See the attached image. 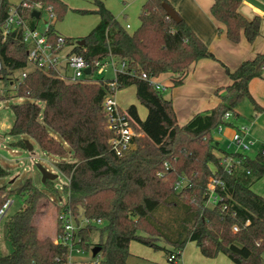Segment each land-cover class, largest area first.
Returning <instances> with one entry per match:
<instances>
[{
  "label": "trees",
  "instance_id": "1",
  "mask_svg": "<svg viewBox=\"0 0 264 264\" xmlns=\"http://www.w3.org/2000/svg\"><path fill=\"white\" fill-rule=\"evenodd\" d=\"M27 1L39 3L41 9L50 7L54 23L67 12V6L59 0ZM163 3L167 1L145 0L138 16L140 26L129 34L103 3L94 0L97 25L76 42L65 38L68 44L74 42L72 52L89 64L108 56L129 62L134 75L117 73L118 91L135 86L136 98L147 110L146 118L140 120L134 105L126 109L134 132L139 134L133 139L131 151L122 158L110 152L111 135L105 129L101 107V80L70 84L38 69L17 81L14 97L31 102L9 105L13 121L7 134L28 137L56 157L68 152L72 155L73 162H58L55 168L68 179L63 187L67 198L64 208L75 217L103 221L99 227L89 225L78 231L82 251L100 248L92 257L94 264H130L128 247L133 241L164 251L169 264L180 259L188 242H194L205 258L223 254L234 264H264V198L251 190L264 174V157L258 154L253 160L246 158L244 171L227 174L213 153L226 152L220 151L211 138V131L223 123V115H235V107L243 100H249L255 111H263L251 98L248 84L262 77L264 53L245 60L234 71L225 68L230 83L215 91L217 106L178 126L171 101L140 74L157 78L168 73L171 86L177 87L193 63L216 59L183 19L175 23L166 17ZM240 4L241 0H213L210 13L225 26L228 40L236 43L242 33L251 43L259 35L260 18L243 17L238 11ZM10 8L8 0H0V80L10 79L26 67L22 29L2 35ZM25 17L30 29L39 21L31 15ZM48 35L54 42L53 25ZM24 145L20 140L13 147ZM6 176L8 172L0 166V178ZM211 176L225 183V191H218L225 195L226 211L221 205L204 207L206 183ZM182 179L184 187L176 191ZM51 184L46 181L43 185L53 191ZM11 195L20 196L23 205L4 224L2 236L11 252L0 255V264H69L67 247L40 236L32 223L38 201L45 196L42 190L30 178L14 190L1 186L0 209ZM61 211L58 206L57 214ZM179 215L182 225L177 220ZM60 224L57 220L56 235H61ZM165 225L178 226L174 237L167 235ZM233 226H237V232L232 231ZM94 233L97 242L93 244ZM161 240L173 249L161 246ZM171 255L174 260H169Z\"/></svg>",
  "mask_w": 264,
  "mask_h": 264
},
{
  "label": "crops",
  "instance_id": "2",
  "mask_svg": "<svg viewBox=\"0 0 264 264\" xmlns=\"http://www.w3.org/2000/svg\"><path fill=\"white\" fill-rule=\"evenodd\" d=\"M8 1L11 7H15L22 0ZM59 1L67 6V12L65 13L63 19L71 17L70 11H74L73 8L76 9L75 11L84 15L82 18H78L84 21L86 32H90L99 22V17L93 13L96 10L93 2H91V5H89L88 3L78 4L77 2H74V0ZM103 1V5L112 13L117 22L129 34H132L140 26L138 16L145 0H120L122 6L119 9L112 4L113 0ZM166 1L175 10L179 17L183 19V21L190 27L194 34L204 43V45L216 59H201L193 63L186 70L181 85L177 87L171 86V75L168 73L161 74L156 78V81L165 88L164 92L167 93V95L164 96V98L171 101L177 125L183 126L196 114L210 111L217 106L219 99L215 96V91L226 87L230 83L229 78L225 73V68H227L229 71H234L245 60H250L257 54L264 53V0H241V4L238 8L239 13L249 20L256 16L261 19L259 35L251 43L246 41L242 33L240 34L239 40L236 43L228 40L226 37L225 26L214 19L210 13V7L213 4V0ZM123 15L126 19L123 17ZM128 20H130V23L127 22ZM61 21H56L53 24V30L56 35H61L66 39H72V41L75 42L82 38H72L78 37L80 34H78L76 31H72L71 29L64 30V28L59 24ZM72 45H74V42L68 47L64 48L62 54L72 52ZM15 73L20 75V71L14 72V74ZM110 73H112V76L105 74L104 79H114L116 76L115 73L112 71H110ZM13 83L14 82L12 81L9 82V87L11 88L9 89V96L11 98L15 95L17 81L14 83L15 85H13ZM127 88H131L133 94L136 95L135 86H129ZM248 92L253 101L260 108H262L263 111H255L250 101L246 99L239 103L235 107L234 111L238 123L251 124L252 138L258 141V144L254 147L253 151L248 154L249 159L253 160L257 155L256 153L259 150L260 143L264 141V70L261 78H255L249 82ZM17 100H23V98H17ZM130 105H128L127 108ZM127 108H125V110ZM136 111L140 120H144L146 118V109L144 111V117L139 115L137 107ZM10 126L11 124L4 125L3 123H0V129L4 128L7 133L10 129ZM231 134V129H226L223 131V133L219 136L220 140L217 142L218 148H220V143L225 145L228 144L227 141ZM8 138L14 137L9 136ZM217 153L219 155L220 152ZM68 154L70 155L69 152ZM0 166L2 165L0 164ZM7 190L10 189L7 188ZM251 190L255 194L264 198V174L259 180L252 184ZM38 205L40 204L38 203ZM32 223L37 227L40 236L48 237L50 239L54 237V233L48 234L46 232H42L40 223L36 222L35 215L33 217ZM133 242H130L128 247V252L130 254L129 258L127 259L128 263L169 264L164 251H154L137 242ZM193 243L194 242L186 243L181 253L180 259L174 264H234L223 254H218L214 258L203 257L197 247L196 249H189V244ZM133 244H137L139 247ZM262 257L264 259L263 254Z\"/></svg>",
  "mask_w": 264,
  "mask_h": 264
},
{
  "label": "built area",
  "instance_id": "3",
  "mask_svg": "<svg viewBox=\"0 0 264 264\" xmlns=\"http://www.w3.org/2000/svg\"><path fill=\"white\" fill-rule=\"evenodd\" d=\"M38 12L39 17L45 15V27L42 30L37 28V25L30 29L27 24L25 16L31 15L32 12ZM55 15L50 7L41 9L39 3L28 2L22 0L15 7H11L8 12V17L2 26L3 37L13 31L22 29V44L26 47V67L20 71L19 80L25 78L29 71L38 69L52 75L59 80L74 84V83H97L101 80L104 83V95L101 103L102 111L104 114L105 129L111 135L108 140L110 152L117 158H122L125 153L134 148L133 139L139 134H136L131 126V119L126 110H121L115 100V94L118 91L116 78L112 80L104 79L107 71L115 73H125L134 75V71L129 68V62L125 59H118L116 57L108 56L103 59L93 60L90 64L77 53L62 54L64 48L68 47L65 37L56 35L54 42L49 38V31L53 25ZM74 47V45H72ZM30 70H28L29 68ZM3 68L0 59V71ZM89 69L90 73L85 74V70ZM28 70V71H27ZM97 79H92V77ZM140 78L147 81L155 90L164 92L165 88L156 81L154 77H148L145 73L140 74ZM1 93V90H0ZM234 118V119H233ZM233 119V120H232ZM232 120L231 122H229ZM223 123L218 125L216 133L220 135L226 129H231L232 134L227 141V146H233L236 149L235 153H219L220 165L223 167L224 172L233 174L237 170L244 171V161L251 153L254 147L258 144L257 140L252 138V126L250 123H238L236 116L231 112H226L222 118ZM234 122L235 124H233ZM264 157V141L260 143L259 150L256 153ZM246 175L249 171L246 170ZM183 180V179H182ZM181 181V180H180ZM181 182H178L175 189H178ZM184 185L181 186V189ZM225 191V183L222 180L211 176L206 183L205 202L204 207L215 208L221 205L222 211L228 209V205L224 202L225 195L219 193ZM67 199V198H66ZM9 199L0 209V221L6 214V210L10 205ZM65 202L62 206V211L58 214L57 220L61 223V235H56L53 239L54 243H59L69 248H75L76 252H81L79 246L78 231L86 226H101V220H87L80 216L75 217L71 211L64 208ZM234 215V213L232 214ZM248 222L246 223V225ZM233 232H237V226L232 227ZM68 258V254H67ZM173 255L169 260H174ZM70 264L71 262L68 261Z\"/></svg>",
  "mask_w": 264,
  "mask_h": 264
},
{
  "label": "rangeland",
  "instance_id": "4",
  "mask_svg": "<svg viewBox=\"0 0 264 264\" xmlns=\"http://www.w3.org/2000/svg\"><path fill=\"white\" fill-rule=\"evenodd\" d=\"M11 1H16V0H11ZM99 1L104 4L103 0H99ZM74 2H77L78 4L88 3L89 5H91V2H94V0H74ZM112 4L118 9L122 6L120 0H113ZM73 9L74 11L73 10L70 11L71 17H68L66 19L64 18L62 21L60 20L61 22L59 24L64 28V30L71 29L72 31H76L78 34H80L78 37H72V38H79V37L83 38L89 34L88 33L89 31L87 32L85 31L86 29L85 23L83 20L79 19L78 17L82 18L84 17V15L75 11L76 10L75 8ZM44 19L45 16L42 15V17L39 19L37 23V28L39 30H42L45 27ZM127 22L130 23V20H128ZM260 24H261V19H260ZM28 70H30V68ZM106 74L108 76H112L110 70L107 71ZM19 77L20 75L18 73L15 74L13 73L12 76L9 77L10 79L0 81V90H1L0 123H3L4 125H10L12 124L13 121V113L9 105H18L21 103L31 102V100L27 98H23V100H17L16 97L9 98L10 97L9 89H11L9 87V82L12 81L15 83L16 81H18ZM92 79H97V78L93 76ZM14 83L13 85H15ZM161 94L163 97L167 95V93L165 92H162ZM116 100H117V105L121 110H125V108H127V106L131 104L136 106L139 115L141 117H144L145 108L139 103V101L136 98V95L133 94L131 88H125L117 91ZM232 120H230L229 122H231ZM232 123L235 124L234 122ZM219 136L220 134L216 133L215 130L211 131V138L215 142H218V140H220ZM8 137L9 135L7 134V131L4 128L0 129V164L3 166L1 167L8 172V176L0 178V185H3L5 187L7 186L6 189L9 188L10 190H14L22 186L25 179L30 178L32 180L33 185L41 189L42 192L45 194V196L38 201L40 205L37 204L38 207L36 208V212H35L36 222L40 223L42 232L44 233L46 232L48 234L54 233V237H55L56 232L54 230L56 229L57 216H58L57 207L62 206V204L66 200V195L63 192V187L68 184L67 177L61 175L56 170L55 164L63 161L71 162L73 161V157L72 155L69 154H65L62 158L54 157L53 155H50L42 151L33 140L25 136H17V137L10 136L14 138H8ZM20 140H22L23 142L28 141L29 145H31L32 147V150L28 151V148L25 145L24 148L13 147L14 142L16 143L17 141ZM220 150L230 154L236 152V149L233 146L228 147L227 144L225 145L223 143H220ZM213 153L215 154V156L219 157L216 151H214ZM38 165L43 169H45L50 174H54V175L58 174L57 178L51 181L52 183L51 186L53 191L48 188H45L43 183L41 182L42 175L40 174V171L37 167ZM180 182L181 185L178 189H176V191H180L181 186L185 184L184 180H181ZM9 201H11V203L6 210V214L2 217L0 221V255H7L11 252L10 245L4 240L2 236L4 224L23 205L22 198L17 195H11L9 197ZM173 219L175 220L176 216ZM177 220H180L181 225L184 224L182 223L183 220L180 217V215L177 217ZM177 227L178 226L175 227V226L165 225V230L167 235L170 237H174L175 229ZM53 238L51 240H53ZM91 242L93 244L97 242L96 233H94L91 236ZM160 243L162 244L163 240H161ZM133 245L139 247V245L137 244H133ZM189 245H190L189 249H196L195 243ZM161 246L166 247V249L168 250L173 249L168 244H164ZM67 260L75 264H94L95 262V260L92 259L91 250L76 252L75 248L68 249Z\"/></svg>",
  "mask_w": 264,
  "mask_h": 264
},
{
  "label": "water",
  "instance_id": "5",
  "mask_svg": "<svg viewBox=\"0 0 264 264\" xmlns=\"http://www.w3.org/2000/svg\"><path fill=\"white\" fill-rule=\"evenodd\" d=\"M162 9L164 10L165 15H166L167 18L171 19L175 23H179L180 22L181 18L179 17V15L175 12V10L168 3H163L162 4ZM31 16H33L35 18H38L39 17V13L34 11V12L31 13ZM89 73H90V70L86 69L85 70V74H89ZM24 144L28 148V151L32 150V147H31V145H29L28 141H24ZM37 167H38V169L40 171V174L42 175L41 182L43 184L46 181H53V180H55L57 178V175L48 173L45 169H43L39 165ZM99 250H100L99 247H93L91 249L92 257H95L96 254L99 252Z\"/></svg>",
  "mask_w": 264,
  "mask_h": 264
}]
</instances>
